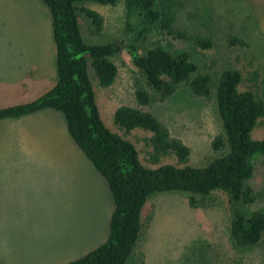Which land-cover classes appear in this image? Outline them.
I'll use <instances>...</instances> for the list:
<instances>
[{
  "label": "rangeland",
  "instance_id": "rangeland-1",
  "mask_svg": "<svg viewBox=\"0 0 264 264\" xmlns=\"http://www.w3.org/2000/svg\"><path fill=\"white\" fill-rule=\"evenodd\" d=\"M167 1L175 9L177 28L208 37L213 45L202 49L188 40L168 44L154 26L145 46L161 43L174 52L187 50L199 70L213 78L237 69L242 75L239 90H252L264 99V0ZM82 6L103 17L98 32L80 12L88 44L129 37L124 0ZM231 36L247 44L232 45ZM112 60L118 70L112 85L102 87L92 79L100 114L109 129L133 142L144 165L183 166L170 154L153 163L148 141L152 134L142 129L127 133L115 124L114 112L122 105L155 114L189 146L186 164L205 166L224 151L212 147L215 136L223 132L215 99L196 96L182 82L167 99L152 92L151 103L139 105L135 91L146 84L131 55L124 50ZM55 61L48 7L41 0H0V107L29 102L48 91L57 78ZM252 136L264 137V116ZM249 184L257 193L250 208L264 211V156L254 160ZM113 208L107 181L70 137L62 113L46 109L0 121L2 264H66L81 258L107 239ZM228 229V200L222 191L196 206L190 205L187 193L154 194L143 209L142 231L127 264H264V237L255 246L239 248Z\"/></svg>",
  "mask_w": 264,
  "mask_h": 264
},
{
  "label": "trees",
  "instance_id": "trees-1",
  "mask_svg": "<svg viewBox=\"0 0 264 264\" xmlns=\"http://www.w3.org/2000/svg\"><path fill=\"white\" fill-rule=\"evenodd\" d=\"M41 1L51 14L56 81L32 101L0 107V121L19 119L46 109L62 113L70 137L105 178L114 203L107 239L66 264H127L142 231L143 209L151 196L162 192L187 193L192 206L199 205L215 191L224 192L233 243L239 248L259 244L264 237V211L250 208L257 193L249 180L254 173V160L264 156V137L252 136L264 116V99L252 90H239L242 75L237 69L225 70L213 78L210 73L199 70L187 50L174 52L161 43L145 46L154 26L168 38V44L170 40H188L208 49L213 45L212 39L177 28L175 9L167 0L160 4L157 0H124L129 37L88 44L82 35L80 12L91 19L98 32L103 29V17L98 11L79 4L113 5L118 0ZM228 40L232 45L247 44L238 36ZM124 50L131 55L146 84V88L135 91L139 105L151 103L152 92L158 93L162 100L167 99L182 82L196 96L215 99L223 132L215 136L212 147L217 152L224 149L220 155L205 166L186 164L189 146L174 137L155 114L122 105L114 112L115 124L127 133L142 129L152 134L148 141L153 149V163L170 154L183 164L147 166L140 160L133 142L106 126L92 79L102 87L112 85L118 71L112 56Z\"/></svg>",
  "mask_w": 264,
  "mask_h": 264
}]
</instances>
